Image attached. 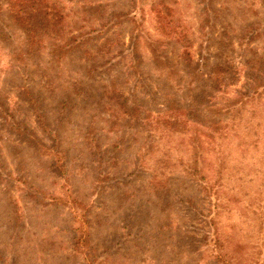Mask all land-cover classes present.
Wrapping results in <instances>:
<instances>
[{"label":"rangeland","instance_id":"obj_1","mask_svg":"<svg viewBox=\"0 0 264 264\" xmlns=\"http://www.w3.org/2000/svg\"><path fill=\"white\" fill-rule=\"evenodd\" d=\"M223 257L264 264V0H0V264Z\"/></svg>","mask_w":264,"mask_h":264},{"label":"trees","instance_id":"obj_2","mask_svg":"<svg viewBox=\"0 0 264 264\" xmlns=\"http://www.w3.org/2000/svg\"><path fill=\"white\" fill-rule=\"evenodd\" d=\"M196 174V170L193 169V172L191 173V176H194ZM224 256V254H223ZM222 257V256H221ZM225 257L228 258V256L226 255ZM219 259V258H218ZM223 259V260H222ZM222 259H219V262H221V264H233L232 262H229L227 259H225L224 257ZM218 262V261H217ZM218 262V263H219ZM220 264V263H219Z\"/></svg>","mask_w":264,"mask_h":264}]
</instances>
